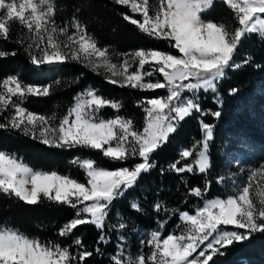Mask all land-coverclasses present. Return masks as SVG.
Masks as SVG:
<instances>
[{"label": "trees", "instance_id": "16d2710c", "mask_svg": "<svg viewBox=\"0 0 264 264\" xmlns=\"http://www.w3.org/2000/svg\"><path fill=\"white\" fill-rule=\"evenodd\" d=\"M51 6V20L58 28L66 35L84 34L114 63L139 50L178 54L173 39L143 29L142 16L119 0H51ZM200 17L227 30L239 27V16L225 0H213ZM24 34L17 20H9L0 29V85L15 78L23 91L9 95L8 105L0 107V151L36 171L83 184L89 182L83 160L109 170L131 168L142 161L138 152L133 158H113L103 148L49 145L13 125L15 106L60 122L78 96L92 91L112 104L100 108L98 120L122 117L141 132L148 100L166 91L113 83L106 72L72 58L36 65ZM154 82L169 84L163 74ZM190 96L197 107L179 119L151 152L149 167L134 184L107 203L101 224L90 220L83 204L74 198L58 200L42 194L30 202L0 188V229L16 231L43 246L63 248L67 264H140L142 259L153 264L152 233H159L161 239L185 234L187 224L181 215L194 214L207 201L224 195L218 178L226 166V145L242 140L264 153V33L243 31L215 90ZM205 142L209 164L201 170L198 160ZM240 230L249 235L220 246L207 264H264V226L251 232Z\"/></svg>", "mask_w": 264, "mask_h": 264}, {"label": "rangeland", "instance_id": "374dc122", "mask_svg": "<svg viewBox=\"0 0 264 264\" xmlns=\"http://www.w3.org/2000/svg\"><path fill=\"white\" fill-rule=\"evenodd\" d=\"M119 1L142 16L143 29L173 39L178 54L139 50L117 64L84 34L66 35L58 28L51 20V0H0V29L4 30L9 20H17L23 26L34 64L72 58L106 72L113 83L148 91L166 90L164 96L148 100L146 126L141 132L122 117L98 120L100 108L112 104L92 91L78 96L60 122L14 107L13 125L46 144L103 148L113 158H133L138 152L142 161L131 168L109 170L96 167L91 160L81 161L89 175L88 184H83L57 173L36 171L14 155L0 151V188L30 202L42 194L58 200L74 198L97 224L102 223L107 203L122 189L132 186L149 167V155L174 130L177 121L197 107L190 93L215 90L242 32L264 33V0H225L239 16L235 30L200 17L213 0ZM159 74L169 84L154 82ZM17 92L23 91L15 78L0 85V107L7 106L8 96ZM210 136L208 131L207 138ZM232 141L224 149L226 166L218 178L224 195L207 201L194 214L183 213L185 234L161 239L159 233H152L153 264H207L220 246L249 235L240 229L251 232L263 228L264 153L242 140ZM208 164L205 142L198 166L202 170ZM0 264H67V251L43 246L10 229H0ZM140 264L146 263L142 259Z\"/></svg>", "mask_w": 264, "mask_h": 264}]
</instances>
